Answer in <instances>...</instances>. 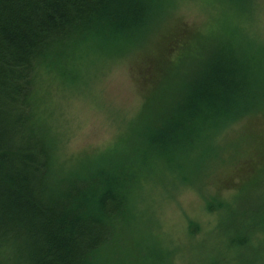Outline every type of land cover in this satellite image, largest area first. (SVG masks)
I'll list each match as a JSON object with an SVG mask.
<instances>
[{
  "label": "trees",
  "instance_id": "1",
  "mask_svg": "<svg viewBox=\"0 0 264 264\" xmlns=\"http://www.w3.org/2000/svg\"><path fill=\"white\" fill-rule=\"evenodd\" d=\"M164 7L158 0H0V264H111L117 256L123 264L152 262L156 255H141L142 216L133 208L141 179L167 170L187 185L209 155L202 143L264 115V48L228 44L209 54L177 97L149 100L147 126L132 145L110 161L85 163L87 170L59 167L39 107L41 79L56 72L73 80L68 68L85 48L109 53L142 42ZM253 196L236 195L234 205L204 197L207 212L225 215L218 263L262 264L264 241H252L264 235V191Z\"/></svg>",
  "mask_w": 264,
  "mask_h": 264
},
{
  "label": "rangeland",
  "instance_id": "2",
  "mask_svg": "<svg viewBox=\"0 0 264 264\" xmlns=\"http://www.w3.org/2000/svg\"><path fill=\"white\" fill-rule=\"evenodd\" d=\"M158 1L165 2V14L162 9L158 26L142 42L109 53L85 48L68 68L73 80L56 72L41 79L39 107L63 171L87 170L85 163L110 161V155L132 145L147 126L143 114L149 100L181 94L179 87L195 78L210 53L246 42L256 52L264 48V0ZM213 134L201 144L210 152L201 171L191 174L192 182H175L176 175L166 170L163 177L156 172L141 179L136 188L139 200L133 208L142 216L138 226L146 241L140 252L156 255L147 264H217L226 220L206 211L204 197L217 195L234 205L236 195L250 199L264 191V115L245 117ZM257 237L254 246L264 241V235ZM124 259L117 256L111 264Z\"/></svg>",
  "mask_w": 264,
  "mask_h": 264
}]
</instances>
